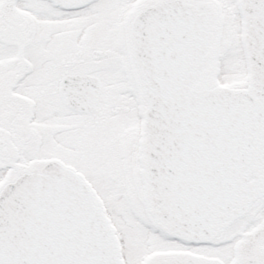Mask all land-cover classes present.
<instances>
[{"label":"snow or ice","instance_id":"1","mask_svg":"<svg viewBox=\"0 0 264 264\" xmlns=\"http://www.w3.org/2000/svg\"><path fill=\"white\" fill-rule=\"evenodd\" d=\"M0 264H264V0H0Z\"/></svg>","mask_w":264,"mask_h":264}]
</instances>
